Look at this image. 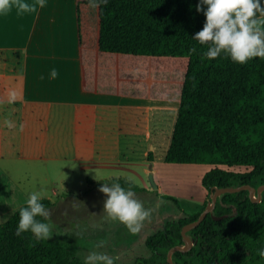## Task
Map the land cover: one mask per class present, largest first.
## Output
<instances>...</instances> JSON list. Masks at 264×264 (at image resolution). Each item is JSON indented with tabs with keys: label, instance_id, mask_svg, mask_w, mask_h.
<instances>
[{
	"label": "trees",
	"instance_id": "obj_1",
	"mask_svg": "<svg viewBox=\"0 0 264 264\" xmlns=\"http://www.w3.org/2000/svg\"><path fill=\"white\" fill-rule=\"evenodd\" d=\"M198 2L108 0L92 9L88 0H76L73 54L77 51L86 91L178 102L164 161L216 165L202 176L204 208L213 188L264 184V59L239 64L223 52L201 59L209 45L192 38L206 21L196 11ZM192 47L195 53L189 52ZM117 182L143 189L120 177L107 180ZM163 197L176 202L171 195ZM42 203L52 205L47 197ZM21 207L0 222V264H84L63 241H37L30 231L17 236ZM203 208L165 219L145 239L150 255L137 257L134 264H170L168 250L184 243L182 226ZM187 234L193 245L173 252L175 264H264L257 254L264 248V191L259 202L250 199L247 189L221 194L213 214L207 213Z\"/></svg>",
	"mask_w": 264,
	"mask_h": 264
},
{
	"label": "crops",
	"instance_id": "obj_2",
	"mask_svg": "<svg viewBox=\"0 0 264 264\" xmlns=\"http://www.w3.org/2000/svg\"><path fill=\"white\" fill-rule=\"evenodd\" d=\"M75 5L76 0H46V6L34 13L13 9L0 16V99L9 90L19 97L14 104H0V207L7 208L6 214L24 205L32 191H42L52 201L51 208L65 201L59 199V188L96 190L112 177L142 187L131 190L143 205L152 207L163 199H140L137 192L151 193L147 174L156 171L160 148L164 160L171 137L161 145V125L175 121L178 102L84 90L79 63L66 67L59 57L63 32L68 33L67 47L73 53ZM53 68L58 72L55 79L49 75ZM5 119L17 128L8 129ZM21 123L23 132L18 131ZM91 220L99 221L88 216ZM106 241H115L114 255L126 262L124 255L134 242L123 241L126 247L119 249L117 239Z\"/></svg>",
	"mask_w": 264,
	"mask_h": 264
},
{
	"label": "clouds",
	"instance_id": "obj_3",
	"mask_svg": "<svg viewBox=\"0 0 264 264\" xmlns=\"http://www.w3.org/2000/svg\"><path fill=\"white\" fill-rule=\"evenodd\" d=\"M88 3L90 8L96 9L101 4L107 5L108 0H88ZM45 6L46 0H34L32 3L27 0H0V16L7 15L13 9L19 14L34 13ZM196 11L203 12L206 21L202 30L192 38L201 45H209L201 59H215L222 52L239 64H245L256 57L264 59V5L261 0H199ZM196 51L195 47L189 49L190 53ZM49 75L51 79H55L58 72L53 68ZM40 79L44 77L41 76ZM18 99L17 93L9 90L6 98L0 99V104L11 105ZM4 125L8 129L17 128L10 119H5ZM24 128L25 124L21 123L18 131L23 132ZM98 190L107 196L103 208L106 221L122 223L130 233L137 234L145 221L150 219L152 210L146 209L130 188L126 189L117 182L102 184ZM44 198L42 191H32L28 195L26 206L19 209L15 232L17 236L30 231L39 241L49 240L54 235L52 213L42 203ZM106 243V240H100L95 247L103 248ZM257 254L264 259V248L257 249ZM118 259V256H109L106 252L90 251L84 257V264H115Z\"/></svg>",
	"mask_w": 264,
	"mask_h": 264
},
{
	"label": "rangeland",
	"instance_id": "obj_4",
	"mask_svg": "<svg viewBox=\"0 0 264 264\" xmlns=\"http://www.w3.org/2000/svg\"><path fill=\"white\" fill-rule=\"evenodd\" d=\"M67 37V32L59 34V57L63 59L66 67L76 68L77 51L73 54L72 50H68ZM70 40H73V34L71 33ZM176 113L177 110H175V116ZM163 116L166 117L165 114ZM173 124L174 122H170V124L161 125V145L164 144V141H169L168 137L172 134ZM162 149L160 148L156 155L158 159L154 163L156 171L150 172L156 187L151 184L150 173H148L147 178L152 188L151 193H137H139V198L144 200L151 196L154 198L155 196H161L163 199L157 202L159 204H151L153 210L151 206L144 205L146 209L152 210L151 217L145 221L139 233L132 234L122 223H112L105 220L106 213L103 208L107 196L98 190L101 186L99 185L96 190L94 187L85 188L84 186L80 190L74 189L73 191L59 188V199L65 201L49 208L52 213L51 223L54 225V235L50 238L65 242L76 253L80 252L83 255H87L90 251H101L113 257H117V254L114 255L115 249L113 248L115 241L110 244L106 243L105 247L100 249L95 247L97 242L115 238L120 241V249L126 247L123 241L132 240L134 242L133 246L124 255L127 261L123 262L119 258L115 261V264H134L136 257L149 256L150 250L145 245V241H142V238L161 229L165 219H176L203 208L207 191L202 185V176L216 166L211 163H167L162 160ZM220 167L235 171H243L246 168L241 165H220ZM36 187L41 190V186L38 184H36ZM126 189H129V187H126ZM164 194L175 197L176 202L165 199L163 197ZM54 196V194H51L52 198ZM6 209L0 207V222L7 220L12 215V212L6 214ZM91 213L92 215H88ZM75 215L80 216L75 219L73 218ZM88 216H92L93 219H97L100 222L88 221ZM158 219H160L159 222H156ZM57 233L65 234L59 235Z\"/></svg>",
	"mask_w": 264,
	"mask_h": 264
},
{
	"label": "water",
	"instance_id": "obj_5",
	"mask_svg": "<svg viewBox=\"0 0 264 264\" xmlns=\"http://www.w3.org/2000/svg\"><path fill=\"white\" fill-rule=\"evenodd\" d=\"M149 179L151 180V184L154 187H156V185L153 182L151 173L149 174ZM242 189L248 190L249 197L253 202H259L261 200L262 192L264 191V184H260L258 187H254L248 183H244V184H241L238 186H225V187L213 188V191L210 195L209 200L207 201L206 206L200 211L198 217L195 220H193L191 222H187L186 224H184L182 226L181 234L183 236L184 243L182 245H174L168 250L167 261L170 264H175L172 260L173 252L176 250L187 251L191 248V246L193 245V241L189 237V235L187 234V231H189L191 228L198 225L204 219V217L206 216L207 213L213 214L214 206H215V203H216L218 196H220L221 194H223L225 192H235V191H239ZM213 217L216 219L219 218L218 216H213Z\"/></svg>",
	"mask_w": 264,
	"mask_h": 264
}]
</instances>
